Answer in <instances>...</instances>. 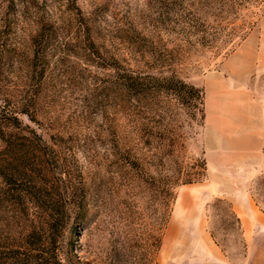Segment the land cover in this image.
<instances>
[{"label": "rangeland", "instance_id": "obj_1", "mask_svg": "<svg viewBox=\"0 0 264 264\" xmlns=\"http://www.w3.org/2000/svg\"><path fill=\"white\" fill-rule=\"evenodd\" d=\"M115 60L202 90L194 117L159 96L174 154L113 155ZM0 124V252L31 231L13 193L42 187L75 264H264V0H0Z\"/></svg>", "mask_w": 264, "mask_h": 264}, {"label": "trees", "instance_id": "obj_2", "mask_svg": "<svg viewBox=\"0 0 264 264\" xmlns=\"http://www.w3.org/2000/svg\"><path fill=\"white\" fill-rule=\"evenodd\" d=\"M47 41H49L48 36L42 30H38L33 37L35 68H38L39 62L45 56L43 45ZM86 51H88L85 59L86 64L91 65L94 63L92 57L95 56V52L89 48H86ZM111 66V79L103 87L108 92V97H111L113 125H111L109 135L113 155L117 156L118 159H125L136 150L145 149L141 145L147 146L153 143L157 145L155 148L164 157L174 154L176 140L173 136L175 132L170 124L163 122V117L161 114L158 115V110L155 109V106L166 103L160 100L159 96L166 94V97H169L173 95L177 106L194 117L196 114L192 113L195 110L202 115L204 114L202 90L175 78L144 76L118 60H115L114 65ZM101 67L105 69L107 65ZM21 112L29 116L28 112L24 110ZM156 117H159L160 120L156 121ZM32 119L35 120V118ZM15 120L18 122V118ZM0 134L9 138L6 141L14 150L13 144L16 143L12 138H15V134L6 132L5 126L1 124ZM70 151L71 148L68 152ZM14 152L13 154H15ZM11 164L12 161L10 160L7 166ZM34 171L38 175L42 172L41 169ZM6 175L9 177V174ZM15 193L16 196H14ZM15 193L12 197L18 200L22 201L29 198V201L26 202L31 206H27L23 211H27L31 217V231L25 244H20L17 249L10 250L6 254L0 252V264H75L76 261L73 262L70 257L63 258L58 247L61 233L60 221L67 213L65 206L61 204L62 193L51 192L42 187ZM8 197H10L8 192H0L1 199Z\"/></svg>", "mask_w": 264, "mask_h": 264}, {"label": "crops", "instance_id": "obj_3", "mask_svg": "<svg viewBox=\"0 0 264 264\" xmlns=\"http://www.w3.org/2000/svg\"><path fill=\"white\" fill-rule=\"evenodd\" d=\"M260 219V217H258Z\"/></svg>", "mask_w": 264, "mask_h": 264}]
</instances>
